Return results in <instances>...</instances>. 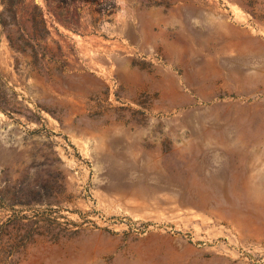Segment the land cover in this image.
I'll list each match as a JSON object with an SVG mask.
<instances>
[{"label": "rangeland", "instance_id": "obj_1", "mask_svg": "<svg viewBox=\"0 0 264 264\" xmlns=\"http://www.w3.org/2000/svg\"><path fill=\"white\" fill-rule=\"evenodd\" d=\"M14 1L0 264H264V0Z\"/></svg>", "mask_w": 264, "mask_h": 264}, {"label": "trees", "instance_id": "obj_2", "mask_svg": "<svg viewBox=\"0 0 264 264\" xmlns=\"http://www.w3.org/2000/svg\"><path fill=\"white\" fill-rule=\"evenodd\" d=\"M14 5V0H0V31L5 37L9 48L19 54H29L32 64L36 67L45 58L46 47H44V44L46 43L45 39L48 37V31L36 5L30 7L28 18H26L29 34L21 27L19 28L15 20ZM56 49L58 52V47ZM51 57H53V54H51ZM51 62L57 63L53 58H51Z\"/></svg>", "mask_w": 264, "mask_h": 264}]
</instances>
